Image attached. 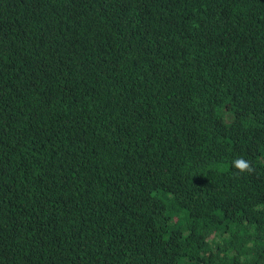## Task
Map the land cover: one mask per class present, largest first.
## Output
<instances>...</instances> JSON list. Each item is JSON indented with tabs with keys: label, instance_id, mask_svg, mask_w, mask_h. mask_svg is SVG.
Masks as SVG:
<instances>
[{
	"label": "trees",
	"instance_id": "1",
	"mask_svg": "<svg viewBox=\"0 0 264 264\" xmlns=\"http://www.w3.org/2000/svg\"><path fill=\"white\" fill-rule=\"evenodd\" d=\"M0 264H264V0H0Z\"/></svg>",
	"mask_w": 264,
	"mask_h": 264
},
{
	"label": "clouds",
	"instance_id": "2",
	"mask_svg": "<svg viewBox=\"0 0 264 264\" xmlns=\"http://www.w3.org/2000/svg\"><path fill=\"white\" fill-rule=\"evenodd\" d=\"M233 167L239 171V173H248L251 174L255 171L249 161L243 157L236 158L233 162Z\"/></svg>",
	"mask_w": 264,
	"mask_h": 264
}]
</instances>
